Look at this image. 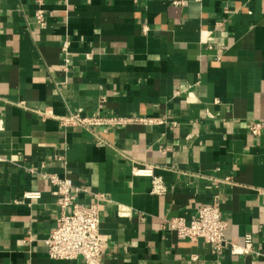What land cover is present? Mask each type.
Wrapping results in <instances>:
<instances>
[{"label":"crops","instance_id":"obj_1","mask_svg":"<svg viewBox=\"0 0 264 264\" xmlns=\"http://www.w3.org/2000/svg\"><path fill=\"white\" fill-rule=\"evenodd\" d=\"M48 174L98 205L103 264H264V0H0V264H85L48 255ZM216 195L218 253L163 226Z\"/></svg>","mask_w":264,"mask_h":264},{"label":"built area","instance_id":"obj_2","mask_svg":"<svg viewBox=\"0 0 264 264\" xmlns=\"http://www.w3.org/2000/svg\"><path fill=\"white\" fill-rule=\"evenodd\" d=\"M38 5H42L44 0H35ZM177 3V1H174ZM44 11L38 9L36 12L37 23L44 25ZM65 48L67 43L64 44ZM126 121H137L142 123H152L148 118H127ZM62 124L93 125L102 124L106 121L101 117H86L80 114L70 113L68 116L60 118ZM259 123H255L251 130L254 134L258 132ZM134 175L147 176L151 179L152 193L162 194L165 188L159 176L153 172L150 165L133 166ZM49 181L54 186L53 194L57 198V203L61 207L59 225L52 230L44 239L48 255L53 259L72 260L82 258L85 264H103L102 250L106 247L108 239L99 232V207L96 203L89 205L79 204L75 195V186L68 178H60L55 174L47 175ZM23 197L27 200L39 199V191H27ZM66 210H69L68 212ZM163 226L175 232L181 239L192 241L201 239L209 244L212 250L218 253L223 247L228 245L224 236L226 222L221 217V209L218 196L206 204L200 206L195 215L186 221L184 217H172L164 220ZM252 237H245V244L242 252L251 248ZM232 252L238 250L232 247Z\"/></svg>","mask_w":264,"mask_h":264}]
</instances>
